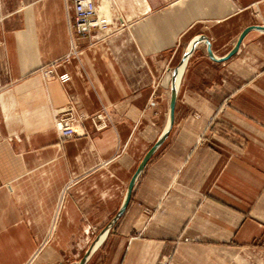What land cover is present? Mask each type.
<instances>
[{
	"label": "crops",
	"instance_id": "crops-1",
	"mask_svg": "<svg viewBox=\"0 0 264 264\" xmlns=\"http://www.w3.org/2000/svg\"><path fill=\"white\" fill-rule=\"evenodd\" d=\"M73 1L0 0V264H78L166 133L86 264H264V0Z\"/></svg>",
	"mask_w": 264,
	"mask_h": 264
},
{
	"label": "built area",
	"instance_id": "built-area-1",
	"mask_svg": "<svg viewBox=\"0 0 264 264\" xmlns=\"http://www.w3.org/2000/svg\"><path fill=\"white\" fill-rule=\"evenodd\" d=\"M74 31L79 36H88L94 31L105 32L108 22L98 17L99 8L94 0H74ZM74 112L68 109L56 117V128L62 140L77 136L74 131Z\"/></svg>",
	"mask_w": 264,
	"mask_h": 264
},
{
	"label": "water",
	"instance_id": "water-1",
	"mask_svg": "<svg viewBox=\"0 0 264 264\" xmlns=\"http://www.w3.org/2000/svg\"><path fill=\"white\" fill-rule=\"evenodd\" d=\"M258 29H262L264 30V28H260L258 27ZM243 37V35L241 36V38ZM240 38V40H241ZM239 40V42H240ZM195 44L194 43L193 45L190 46V48L188 49V51L186 52V54L184 55L183 59H182V62L178 65V67L173 71V74H172V81H171V93H170V125L172 124V120H173V113H174V108H175V104H176V95H177V86H178V83H177V74H178V71H179V68L180 66L183 64V63H186L191 51L193 50V48L195 47ZM236 51V49L233 51L232 54H234ZM210 54V53H209ZM231 54V55H232ZM179 82V81H178ZM167 134V133H166ZM165 134V135H166ZM165 135L160 139V141L158 142V144L154 147L153 151H151L145 158V160L143 161V163L141 164L138 172H137V175L138 173L143 169L145 163L148 161V159L151 157V155L153 154L155 148H157L161 143L162 141L165 139ZM137 175L134 177V179L132 180L131 184H130V187L128 189V193H127V197H126V200H125V203L122 207V209L120 210V212L117 214L116 218L114 219V221L111 223L110 226H108L107 228H105L101 234L99 235L97 241H95L90 247L89 249L87 250L86 254L84 255V257L82 258V260L78 263V264H86L88 258L91 256V254L93 253L94 249L96 248L99 240H101L104 236H106V234L108 233V231L110 230V228L112 227V224L117 221L121 215L124 213V210L126 208V205L128 204L129 200H130V196H131V192H132V189H133V186H134V183H135V180L137 178Z\"/></svg>",
	"mask_w": 264,
	"mask_h": 264
},
{
	"label": "rangeland",
	"instance_id": "rangeland-1",
	"mask_svg": "<svg viewBox=\"0 0 264 264\" xmlns=\"http://www.w3.org/2000/svg\"><path fill=\"white\" fill-rule=\"evenodd\" d=\"M99 13H100V9H99V12H98V17H100V15H99ZM105 21H107L109 24V26H108V29L105 31V32H100V33H102V35L104 36V39H108L109 37H111V34L113 33V27H114V22L112 21V20H110V19H106V18H103ZM74 25V24H73ZM116 30L117 29H115V33H116ZM75 32V31H74ZM99 32V31H98ZM76 33V32H75ZM92 34V33H91ZM90 34V35H91ZM90 35H88V36H90Z\"/></svg>",
	"mask_w": 264,
	"mask_h": 264
},
{
	"label": "bare ground",
	"instance_id": "bare-ground-1",
	"mask_svg": "<svg viewBox=\"0 0 264 264\" xmlns=\"http://www.w3.org/2000/svg\"><path fill=\"white\" fill-rule=\"evenodd\" d=\"M110 1V0H109ZM112 2H113V0H112ZM108 2H106V4H107ZM111 3V2H110ZM114 3V2H113ZM106 4H103L102 6H101V9L100 10H102V9H104V10H107V5ZM112 4V3H111ZM114 5V4H113ZM110 9V8H109ZM112 11V10H111ZM115 11H116V9H115ZM185 67H186V63H183L181 66H180V68H179V71H178V74H177V83H178V81L180 80V78H181V76H182V74H183V72H184V70H185Z\"/></svg>",
	"mask_w": 264,
	"mask_h": 264
}]
</instances>
